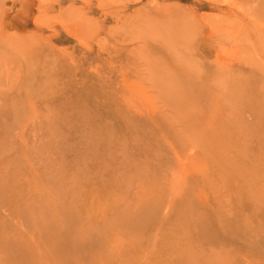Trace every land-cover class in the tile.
<instances>
[{"label":"rangeland","instance_id":"374dc122","mask_svg":"<svg viewBox=\"0 0 264 264\" xmlns=\"http://www.w3.org/2000/svg\"><path fill=\"white\" fill-rule=\"evenodd\" d=\"M0 264H264V0H0Z\"/></svg>","mask_w":264,"mask_h":264}]
</instances>
